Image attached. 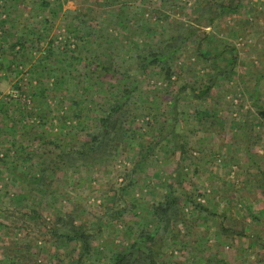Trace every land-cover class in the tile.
<instances>
[{
  "label": "rangeland",
  "instance_id": "374dc122",
  "mask_svg": "<svg viewBox=\"0 0 264 264\" xmlns=\"http://www.w3.org/2000/svg\"><path fill=\"white\" fill-rule=\"evenodd\" d=\"M61 1L51 0L53 13L49 16V31L44 33V36L38 35L40 42H37V38L31 41V47H28V62L23 65L24 62L20 61L23 66L19 67L18 75L12 78L0 73V262L2 260L7 264H19L11 253L12 246L14 242L25 240L31 243L33 255L29 256L47 264L51 260L48 249L52 246L45 229L53 225L56 212H63L72 207L80 209L84 223L101 224L102 231L99 232V239L94 242L95 248L112 250L117 246H129V241L134 240L136 233L143 227L144 221L141 218L146 219L150 225L154 224L143 208L166 193L163 180L168 179L166 182L170 183L171 175L177 170V159L168 160L166 157L173 145L165 143L156 148L151 139L168 130L165 120L170 123L171 120L166 119L165 111H171L169 96H175L189 77L180 76V79L175 78L169 83L158 76L157 71H150L137 92L141 99L140 107L144 109L146 117L140 116L139 113L135 116L137 124L143 128L142 134L147 135L141 138L140 134L134 140L135 146L130 148V152H120L111 165L95 166L92 173L78 170L76 173H70L65 180H56L52 201L46 205L42 203L41 208L39 203L37 204L42 213L41 221L23 217L18 209V196L24 193L28 185L15 171V163L20 157L16 151L9 150L14 143L24 149V140L17 135L18 129L32 127L39 136L51 138L55 134L71 136L74 131L81 130L80 126L90 129L94 126L92 117L96 110L92 104H86L83 108L82 125L79 124L73 118L70 96L64 94L65 83L56 85L54 77L47 79L53 67L59 69L58 65L62 59L57 60V57L63 56L64 53L60 51L56 59L50 60L51 64H43L38 70L35 69L40 57L45 56L44 50L50 40L75 54L84 47L72 34L73 23L79 12H87L93 8L94 0H68L58 7L57 3ZM121 3L142 7L139 12L147 27L154 28L155 24L163 22L165 18L187 21L195 16V13L191 12L193 6L189 5L191 0H123ZM244 3L246 7L241 9L240 17L228 20L219 33V38L238 48L240 58L236 73L225 79L220 78L219 84L211 92L215 97L213 101L205 104L191 103L190 97L184 93L179 100V108L184 114L180 122L173 126V131L177 133L178 141L187 146V157H191L182 164V172L186 181L185 190L195 203H191L188 197L182 200L189 237L181 241H172L167 237L161 247L162 256L170 264H264V195L255 185L261 176H257V168L246 159L242 151L246 136L242 123H247L254 127V133L260 137L259 141L253 138L255 143L258 142L254 152L257 163L264 171V121L258 119L255 113H249L254 111L252 90L255 79L264 68V0H244ZM96 9L100 12V8ZM158 13L162 14L159 22ZM7 14L9 12L0 16L7 20ZM13 14L15 16L12 18L19 19L20 24L24 23L27 16H31L29 8L21 7L15 8ZM42 27L38 23L34 26L35 30L41 33L44 31ZM154 35L159 37L157 33ZM180 60L183 61L181 67H184L186 62L199 63L195 66V71L198 73V79L204 80L205 83L209 76L214 75V62H199L194 59L191 48L185 50ZM176 68L180 69L178 65ZM32 69H35L36 73L31 79L29 72ZM40 74L43 77L39 76ZM71 82L74 80L71 79ZM194 82L200 81L196 79ZM30 84L31 86H28ZM66 84L69 85L70 82ZM38 88L49 89L47 97L35 98L34 94L40 93ZM261 88L264 90L263 84ZM52 89L57 90L52 92ZM10 98H14L16 102L8 106L6 103L11 104ZM157 104L160 106L155 107ZM195 108L210 112L212 120L205 113L204 117H200L204 120L201 123L194 117H189L188 114ZM153 114L158 117L153 128H150L147 122L151 121ZM141 150H146L143 156H150L147 157L144 168L139 171L140 174L135 175L131 185L127 187L122 196L125 199L123 202V199H120L122 186L126 180H130L127 174L134 169ZM151 151H154L153 154ZM20 152L24 155L23 150ZM115 194L117 200L114 206H110ZM31 203L29 201L25 204L28 206ZM192 204H201L209 213L215 215L210 216L205 212L201 214ZM107 208L124 210L123 222L118 223L110 217L112 212L104 218ZM222 220L233 230L243 231L246 235L231 236V239L222 237ZM22 251L27 254L26 250ZM55 261L56 259H53L52 262Z\"/></svg>",
  "mask_w": 264,
  "mask_h": 264
},
{
  "label": "trees",
  "instance_id": "16d2710c",
  "mask_svg": "<svg viewBox=\"0 0 264 264\" xmlns=\"http://www.w3.org/2000/svg\"><path fill=\"white\" fill-rule=\"evenodd\" d=\"M66 1L68 0L58 2V7ZM76 1L81 2V0ZM122 1L94 0L93 8L87 11L88 13L85 11L78 13L73 23L72 34L84 47L77 54L68 48L62 49L50 40L44 50L45 56L40 57L36 70L40 65L51 64L50 60L56 59L60 51L64 53L63 56L57 57V60L62 59L58 65L59 69L53 67L47 79L54 77L56 85L65 83L64 94L67 97L70 96L73 118L79 124L82 125V112L86 104L91 103L96 114L92 117L94 126L91 129L80 126L81 130L74 131L75 133L71 136L55 134L50 138L39 136L32 127L18 129L17 135L24 140V149L14 143L9 150L16 151L15 153L20 157V160L15 163V171L28 185L24 193L18 196L20 207L18 209L24 218L41 221L42 213L39 208L42 207V203L49 204L54 198L56 180H65L70 173H76L78 170L92 173L95 166L111 165L120 152H130V148L135 146L134 140L143 133V128L137 124L135 116L139 113L145 118L146 114L140 107L141 99L137 92L150 71H157L158 76L169 83L180 76L189 77L184 87L175 96H169L168 103L171 111H165L166 119L171 120V123L165 120L168 130L157 135L155 139H151L156 148L165 143L169 146L173 145L166 157L168 160L177 159V170L171 175L170 183L166 182L168 179L163 180L166 193L143 208L154 224L150 225L146 219L137 216L144 221L143 227H139L140 230L136 233L135 239L130 240L129 246L124 248L118 246L112 250L95 248L94 242L99 239V232L102 231L101 224L84 223L79 208L72 207L63 212H56L53 225L45 229L53 247L48 249L51 260L47 264H170L162 256L161 247L167 237H170L172 241H181L189 237L190 232L187 230V218L183 213L182 200L188 197L191 203H195L192 196L190 197L185 190L186 181L182 172L184 167L182 164L191 157H187V146L178 141L177 133L173 131V126L180 122L184 114L179 108V100L184 93L190 97L191 103L205 104L213 101L215 97L211 92L219 84L220 78L233 76L239 65L238 48L219 38V33L228 20L232 17L236 19L240 17L241 9L246 7L244 0H191L192 3H189L193 6L191 12L195 13V16H192L193 19L190 17L185 21V19L165 18L163 22H159L162 17L159 12L157 18L159 24H155L154 28L144 24V18L139 12L142 7L129 3L123 5ZM0 4L2 5L0 15L9 12L7 20L0 16V73L15 78L19 67L28 62L27 54L31 41L37 38V42H40L38 35L41 36L49 31L47 28L50 24L49 16L53 13V2L51 0H0ZM19 7L29 8L33 16H27L23 24H20L19 19L12 18L15 16V14L12 15V11ZM97 7L100 8V12L96 9ZM48 11H50L49 14H45ZM36 23L40 27L43 26L42 33L35 30ZM203 29H211V31L206 32ZM154 33L159 34V37H156ZM187 48L193 50L194 59H198L199 62L207 60L214 62V75L209 76L207 83L198 79L195 66L199 63L195 60L190 64L186 62L188 64H184L185 68L181 67L183 61L180 59ZM20 61L24 62H22L23 65ZM177 65L179 70L176 68ZM35 69L29 72L31 79L36 73ZM71 79L74 82H71ZM196 79L200 82H194ZM68 82H70L69 85L66 84ZM75 82L76 84H73ZM262 84L264 85V68L256 76L252 90L254 111L249 112L251 115L255 113L258 119L264 121ZM47 90L49 89H39L40 93L34 94V97H47ZM56 90L52 89V92ZM14 102L16 100L10 98L11 104L8 102L6 105L10 106ZM159 106L160 104H157L155 107ZM201 109L195 108L188 114L189 117H194L201 123L204 120L200 117L205 113L212 120V114L203 112ZM157 117L154 114L150 117L151 121L147 122L150 128H153ZM242 125L246 134L242 151L246 159L257 168V176L261 177H258L255 185L264 195V171L257 163L254 152L258 142L255 143L253 140L256 138L259 141L260 137L254 133V127L247 123ZM146 135L142 134L140 137ZM22 150L24 155L20 152ZM144 151L146 152V150L140 151L134 169L127 174L130 180H126L122 186L120 199H123V202L125 199L122 196L127 187L131 185L133 177L140 174L139 171L144 168L147 157L150 156V154L143 156ZM153 152L151 151L152 154ZM116 200L115 194L110 206H114ZM29 201L32 203L26 206L25 203ZM192 205L201 214L205 212L210 216L215 215L209 213L201 204ZM124 212V210L107 208L103 217L106 218L111 214L110 217L122 223L125 218ZM254 219L256 220L255 217ZM224 220H226L225 217ZM224 220L220 227L222 237L231 239V236L246 235L243 231L233 230ZM6 227L9 228L7 225ZM10 249L7 248V250ZM22 250H26L27 254H23ZM11 253L19 264H42L37 258L29 256L33 255L29 241L14 242ZM53 259H56L55 263L52 262ZM0 264L7 263L1 260Z\"/></svg>",
  "mask_w": 264,
  "mask_h": 264
}]
</instances>
